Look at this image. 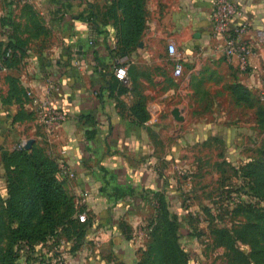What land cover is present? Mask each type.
Instances as JSON below:
<instances>
[{"label": "crops", "instance_id": "0c3cea01", "mask_svg": "<svg viewBox=\"0 0 264 264\" xmlns=\"http://www.w3.org/2000/svg\"><path fill=\"white\" fill-rule=\"evenodd\" d=\"M211 1L146 0L144 35L136 49L121 57L113 0H0L3 141L9 149L17 140L45 141L51 156L72 167L76 177L66 182L89 192L85 205L96 222L91 236L100 249L118 251L121 233L115 222L126 216L116 215L148 204V192L168 187L163 178L172 158L193 155L200 142L221 139L216 128L226 116L216 113L217 99L210 96L223 93L231 99L239 70L211 35ZM235 1L242 9L235 22L247 24L244 37L255 42L254 30L264 24V0ZM170 41L183 58L182 77L174 74ZM7 49L13 52L12 67L4 57ZM168 55L173 68L161 66ZM119 61L128 66V78L120 83L115 76ZM239 75L249 90L264 92L263 43H255L251 69ZM49 76L60 86L55 104L71 116L53 132L23 108L28 88L39 90ZM150 93L181 103L150 99ZM174 108L184 120L174 118ZM140 220L131 216L129 221ZM125 245L121 251L138 248L133 241Z\"/></svg>", "mask_w": 264, "mask_h": 264}, {"label": "rangeland", "instance_id": "374dc122", "mask_svg": "<svg viewBox=\"0 0 264 264\" xmlns=\"http://www.w3.org/2000/svg\"><path fill=\"white\" fill-rule=\"evenodd\" d=\"M172 65L169 55L161 64ZM235 73L236 85H244L240 72ZM250 91L242 98L247 101H241L249 105L232 104L237 99L233 94L231 99L223 93L210 96L217 99L216 113L226 116L216 128L221 139L200 142L193 155L172 158L163 178L168 187L148 192V204L116 215L126 216L115 222L114 229L121 233L118 251L96 247L91 232L98 228L89 217L88 198H80L84 189L70 188L69 177L60 170L53 177L62 184L64 198L53 205L54 225L46 223L40 201L29 199L33 192L29 175L19 173L22 168L16 161L4 156L38 152L56 164L62 161L51 156L45 141H35L28 148L27 140H17L9 149L0 123V264H11L1 257L9 246L11 228L20 221L30 225L34 237L30 242L20 239L14 247L16 261L24 264H264V129L257 124L256 109L264 99L259 88ZM165 96L148 94L150 99L181 103ZM2 105L0 100V112ZM13 177L21 178L26 196L19 205L20 218L15 219L9 212ZM131 216L141 220L133 225ZM157 228L163 235L158 239L153 235ZM131 241L138 245L136 251H121Z\"/></svg>", "mask_w": 264, "mask_h": 264}, {"label": "trees", "instance_id": "16d2710c", "mask_svg": "<svg viewBox=\"0 0 264 264\" xmlns=\"http://www.w3.org/2000/svg\"><path fill=\"white\" fill-rule=\"evenodd\" d=\"M113 6L117 14L115 16V23L117 25L118 37L121 44L120 51H118L117 55L124 57L138 47V44L146 30V0H113ZM7 52L8 49L6 50L4 57L6 58L5 60L8 66L12 67L15 64L13 52L10 56H7ZM9 79L12 83L15 82V78L10 77ZM116 80L119 83L121 82L119 79ZM250 92L251 91L246 86L239 83L235 86L233 95L236 96V101L239 103L241 101H247L242 100V98L244 95H248ZM23 108L25 107L23 106ZM25 111H28L29 115L33 114L27 109ZM257 118L259 125L264 129V109L262 107H259L257 110ZM4 158H6V160L10 159L12 161H16L19 168H22V172L19 173L29 175L33 185V192L29 199L40 201L44 220L50 226H53L55 221L53 205L61 202V200L64 198V189L62 184L53 177V174L60 170L59 164L54 163L48 158H42L41 154L38 152L29 154L25 151H16L10 153V155L6 153ZM261 177H264L263 174ZM25 197L26 196L24 195L21 178L13 177L11 182V198L9 207L10 217L12 219L20 218L19 216L21 208L19 205L24 203ZM52 228L53 227H51V229ZM32 234V228L25 221H20L16 227H12L10 230L9 246L4 255L1 257V261L10 262L11 264H24V262L16 261L14 247L19 243L18 241L20 239L28 240L29 242L32 241L34 239V237L32 238ZM153 235L157 239L158 237L163 236L161 235V230H158V228Z\"/></svg>", "mask_w": 264, "mask_h": 264}, {"label": "built area", "instance_id": "2783aa9c", "mask_svg": "<svg viewBox=\"0 0 264 264\" xmlns=\"http://www.w3.org/2000/svg\"><path fill=\"white\" fill-rule=\"evenodd\" d=\"M30 2L31 0H22ZM242 16V9L235 0H212L210 4L211 35L216 39L222 56L227 62L234 65L240 73L249 72L251 59L255 53V43L264 44V24L254 30V40L244 37V33L250 29L247 24H237L236 19ZM8 50L7 56H10ZM168 53L174 59V74L181 76L184 72L183 58L180 56L175 43L168 44ZM115 76L120 81L128 78V66L119 61L115 68ZM60 91V86L52 77H47L39 90L28 88L24 107L32 112L38 122L47 132H53L70 120V114L59 108L54 102V96ZM264 92L261 94L264 99ZM60 172L69 178L76 173L66 163H59ZM89 192L82 193V200L89 197Z\"/></svg>", "mask_w": 264, "mask_h": 264}, {"label": "water", "instance_id": "95a60500", "mask_svg": "<svg viewBox=\"0 0 264 264\" xmlns=\"http://www.w3.org/2000/svg\"><path fill=\"white\" fill-rule=\"evenodd\" d=\"M140 46H142V43L140 44ZM172 115L178 121L184 120V116L182 115V111L179 108H174L172 110ZM31 144H32V141L30 140V141H28L26 147L30 148Z\"/></svg>", "mask_w": 264, "mask_h": 264}]
</instances>
